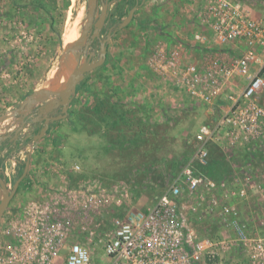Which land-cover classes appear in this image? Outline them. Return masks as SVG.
<instances>
[{"label":"rangeland","instance_id":"374dc122","mask_svg":"<svg viewBox=\"0 0 264 264\" xmlns=\"http://www.w3.org/2000/svg\"><path fill=\"white\" fill-rule=\"evenodd\" d=\"M32 1L22 0L15 6L12 0H0V115L47 85L61 67L62 50L70 43L67 39L73 31L78 35L83 24L85 0H40L46 5L44 12L32 7ZM240 1L249 5L254 17L264 24V0ZM205 7L206 0H151L141 10V17L148 13L152 22L143 23L141 28L132 25L110 46L108 63L82 83L69 115L55 123L53 131L38 141L30 153L27 173L1 219L0 264H10L9 223L18 219L31 203L61 198L63 190L76 188L75 177L84 178L89 173L88 176L99 178L100 183L123 187L127 202L138 208L153 204L169 187L192 156L197 130L218 120L222 102L207 105L188 99L167 76L154 72L149 61L157 47H180L183 60L197 64L214 56L210 48L209 53L198 50L204 46H196L193 40L195 33L209 34ZM104 91L119 93L109 101L110 106L133 115L125 117L123 127L120 124L108 131L104 127L106 135L111 138L119 135L122 139L108 144L110 155L104 162L105 169L100 152H96L88 136L93 130L99 135L102 129L98 124H102L88 122L86 118V109L109 103L104 96H97ZM256 98L264 107V87ZM139 112L151 121L149 125L140 128L131 125L136 114L141 116ZM1 128L0 125V131ZM134 136L137 139L132 140ZM155 144L157 152L153 154ZM29 146L32 144L26 146V151ZM24 152L14 158L20 164L13 175L0 165L9 189L18 179V171L24 169ZM209 155V167L200 170L212 181L234 187L243 177L248 178L243 186L247 187V198L236 202V206L246 223L264 233V143L237 148L213 144ZM74 166L79 167L77 175ZM111 210L99 209L91 219L106 222L112 217ZM208 211L206 200L199 206L195 204V212L189 214L191 225L196 232L216 238L221 221ZM236 259L238 254L232 252L223 264H238Z\"/></svg>","mask_w":264,"mask_h":264},{"label":"built area","instance_id":"2783aa9c","mask_svg":"<svg viewBox=\"0 0 264 264\" xmlns=\"http://www.w3.org/2000/svg\"><path fill=\"white\" fill-rule=\"evenodd\" d=\"M205 16L209 34L195 33L194 44L234 48L237 55L214 53L197 64L183 60L180 47H157L149 61L188 99L223 104L218 120L197 130L192 156L169 187L140 208L127 202L123 187L100 182L31 203L9 223L10 264H223L232 252L238 264H264V233L246 223L236 206L247 198L248 178L226 187L200 170L208 165L213 144L264 143V107L256 98L264 87V24L240 0H206ZM203 200L221 221L216 238L191 225L189 214ZM109 207L112 217L106 222L91 219Z\"/></svg>","mask_w":264,"mask_h":264},{"label":"water","instance_id":"95a60500","mask_svg":"<svg viewBox=\"0 0 264 264\" xmlns=\"http://www.w3.org/2000/svg\"><path fill=\"white\" fill-rule=\"evenodd\" d=\"M93 1L94 0H89V3H92ZM84 39L85 29L79 32L78 39L68 44L62 50L60 56L61 67L59 71H61L63 83L59 88L53 87L52 83L48 87L36 89L24 98L16 108L0 115V125L2 126L0 146L5 144V142H15L23 136L22 132L26 125L24 120L29 119L33 112L36 113L37 117L42 118L44 125L37 134L31 136L32 144H37L38 141L45 136L49 122L59 121L66 117L68 106L75 95L77 85L83 81L85 74L100 66L103 62L101 59L96 63L89 64L83 62L79 64V58L76 51L83 45ZM57 106L62 107L60 114L56 117L48 118L47 115ZM28 138H30V135H25L23 141ZM32 148L29 150V153L26 154L24 169L18 179L13 183L11 189L7 186L4 172L0 171V226L5 210L14 197L18 185L27 173Z\"/></svg>","mask_w":264,"mask_h":264},{"label":"flooded vegetation","instance_id":"af4514ba","mask_svg":"<svg viewBox=\"0 0 264 264\" xmlns=\"http://www.w3.org/2000/svg\"><path fill=\"white\" fill-rule=\"evenodd\" d=\"M149 1L151 0H94L92 3H89V0H85L86 9L83 24L80 29V31L85 29V39L83 45L76 51L79 64L83 62L89 64L96 63L101 59L103 62L100 66L85 74L83 81L76 87L75 95L88 77L96 74V72L108 63L110 58V46L118 40V37L123 31L129 29L132 25L141 28L143 23L152 22L149 16L150 14L148 13H145L143 18L141 17V10L146 7ZM72 102L73 98L68 106L66 117L69 115ZM61 108V106H57L47 117L52 118L58 116L61 112ZM24 121L26 125L22 132L23 136L15 142H5V144L0 146H6V156L16 155L20 148L27 149L26 146L29 143H33L31 136L37 134L44 125L42 118L37 117L34 112L29 119H25ZM57 122L58 121L48 123V129L42 139L53 131L54 124ZM25 135H30V138L23 141ZM35 145L37 144H32L31 147L29 146L28 151L24 152L25 156L32 147L33 151Z\"/></svg>","mask_w":264,"mask_h":264},{"label":"crops","instance_id":"0c3cea01","mask_svg":"<svg viewBox=\"0 0 264 264\" xmlns=\"http://www.w3.org/2000/svg\"><path fill=\"white\" fill-rule=\"evenodd\" d=\"M207 48L208 49L210 48V51L213 52V53H216V54H219V55L220 54L226 55L229 58L232 57V56L237 55L234 48L217 50V49H211L213 47L209 46V47H204L202 49L201 48H199V49L197 48V49L201 50V51L206 50V52H207ZM214 50H216V52ZM207 53H209V51ZM260 56L262 57L261 54H260ZM242 83H245V82L242 81ZM85 90H88V89H85ZM79 91H78V93L76 95H74L73 103H74L75 98L78 96ZM110 93H111L110 91H104V93H102V95L99 94L97 96L98 97L99 96L100 97L104 96L106 98L105 101L108 103L109 101H111L112 98H114V96L120 95L119 93H117V94H115V93L110 94ZM117 100L119 101V99H117ZM219 102H222V100L218 101V103ZM75 105H73V109H74ZM110 105H112V103L110 104V102L107 105H105V103L101 104V105L94 104L92 109H86V118L89 119L88 122H91V123H94V124L95 123L97 124V123L101 122V124H102V125H100V123L98 124V126H101V128H99V129H102V130H99V132H98V133H100L99 135L97 134V132H95L93 130L92 132H88L90 134L88 136L90 138L89 140H90L91 144L94 145L93 146L94 149L96 148V152H98V151L100 152V156L99 157H101V159H102V168L103 169H105V166H106V163H104V162L108 159V157L110 155L109 150H108L109 149L108 148L109 147L108 144H111V142L112 143H116V142L122 141V139H120L121 136H119V135H115L112 138L109 137L108 135H106L107 133L103 132L104 127L105 126L107 127V129L105 131H108V129H115V128L117 129V128L120 127V124H122V127H123V126H125V123H124L125 117L126 116H129V117L133 116L132 113L128 114L127 112L123 111V108L120 109V107H119V108L116 109L115 106H110ZM222 105L223 104L219 105L220 110H221ZM75 108H77V107H75ZM87 108H89V107H87ZM144 112H146V114H147V111L144 110ZM139 114H141V113L139 112ZM147 115L150 117L149 114H147ZM148 120L149 119L146 117L145 114H141V116L136 114L135 119L131 121L132 122L131 125H133V127H138V128L145 127V126H147V125H149L151 123V121H148ZM1 133L2 132L0 131V134ZM104 133H105V135H104ZM98 138H100V140ZM134 138L137 139V137L134 136V137H132V140H134ZM96 143H97V146H96ZM6 149H7L6 146L0 147V165L4 166V167H2L3 171H6V172L9 171L13 175L16 172L18 165L20 164L19 161L18 160L15 161L14 158H16L17 154L20 151L21 152L22 151H26V149L25 148L24 149L20 148L18 150L17 154L13 155V156H10V155L6 156V153H5ZM156 152H157V145H156V149H154V151H153V154L156 153ZM29 160H30V158H29ZM74 173H75V175L78 174V172L77 173L74 172ZM88 174L89 173H87L84 178L82 176H79V178H76V181H75L76 186H78V185H80L82 183L84 184V183H90V182H92V183L93 182H99V178L90 177V175L88 176ZM128 174H129V172H128ZM114 183H116V182H114ZM103 184L107 185V186L109 185L107 183H103ZM128 185L132 186L133 183L132 184L128 183Z\"/></svg>","mask_w":264,"mask_h":264},{"label":"bare ground","instance_id":"6f19581e","mask_svg":"<svg viewBox=\"0 0 264 264\" xmlns=\"http://www.w3.org/2000/svg\"><path fill=\"white\" fill-rule=\"evenodd\" d=\"M76 35H77V33H75V31H73V33L71 34V36L67 39V42L72 43L73 41H75L76 39H78L79 35H77V36ZM72 39H73V41H72ZM70 43H68V44H70ZM50 82H51V84L53 83L52 84L53 87L59 88L62 85V83H63V77H62L61 71L58 70L56 73L54 72V75H53L52 79H50L47 82V85L44 86V87H48V85H49Z\"/></svg>","mask_w":264,"mask_h":264},{"label":"trees","instance_id":"16d2710c","mask_svg":"<svg viewBox=\"0 0 264 264\" xmlns=\"http://www.w3.org/2000/svg\"><path fill=\"white\" fill-rule=\"evenodd\" d=\"M12 2H13V4H15V6H19L21 3H22V0H12ZM30 4H31V6L32 7H34V8H37V9H41V10H43V12L45 11V9H46V5H45V3H43L42 1H40V0H33L32 2H30ZM85 89H88V88H85ZM124 116V115H123ZM209 161H210V159H209ZM19 166V165H18ZM24 167V163L22 164V168ZM207 167H209V163H208V165L206 166V167H204V168H207ZM203 169V168H202ZM21 171L19 172L18 171V173L16 174V176H20L21 175ZM76 178H78V177H75L74 179H73V181L75 182L76 181Z\"/></svg>","mask_w":264,"mask_h":264}]
</instances>
